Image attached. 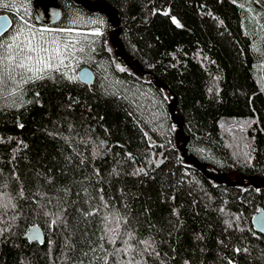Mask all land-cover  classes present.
<instances>
[{
  "label": "trees",
  "instance_id": "obj_1",
  "mask_svg": "<svg viewBox=\"0 0 264 264\" xmlns=\"http://www.w3.org/2000/svg\"><path fill=\"white\" fill-rule=\"evenodd\" d=\"M36 2L61 20L39 22ZM14 3L5 38L19 15L104 24L69 72L89 66L91 86L54 75L24 85L23 103L0 98V193L15 205L0 208V264H76L99 235L90 205L127 220L142 264H264V0ZM35 225L43 245L26 238Z\"/></svg>",
  "mask_w": 264,
  "mask_h": 264
},
{
  "label": "snow or ice",
  "instance_id": "obj_2",
  "mask_svg": "<svg viewBox=\"0 0 264 264\" xmlns=\"http://www.w3.org/2000/svg\"><path fill=\"white\" fill-rule=\"evenodd\" d=\"M0 8H13L17 13L20 12V8L16 6L14 0H0ZM18 20L19 24L15 26L14 31L6 38L4 33L8 31L7 27L0 28V98L18 97L23 103L24 85L35 83L38 80L51 79L54 75H59L61 78L72 82L87 78V72L82 76L69 74V72L73 69V62L79 64L81 56L86 53V49L91 48V44L95 43L89 37L103 35L101 27L104 21L102 18L89 19L85 27L87 25H98V27L88 31H82L76 26L81 23L79 16L72 21L73 27L55 30L47 28L37 29L30 23V18H26L25 15H19ZM173 22L179 24L175 18H173ZM7 23L10 22L6 21ZM260 27L264 29V25H260ZM45 33L54 34L45 35ZM120 70L124 71L123 68ZM245 155L247 156V153ZM246 163H250V157L246 160ZM143 171L144 169L142 168L137 170V172ZM5 195L6 193H0V208H3L6 214L8 208H14L15 205L3 203ZM19 195L23 197V192L21 191ZM100 200L103 201V197H100ZM50 203L51 201L49 200ZM221 211L223 210L221 209ZM44 214L54 217L50 220V227L57 226L58 222H62V217L58 212L45 211ZM83 215L85 217H98L99 235L94 233L95 246L90 245L89 250L82 253L76 264H86L84 258H87V264H109V261L112 264H142L141 261L135 260L134 256H129V253H136L137 255H143V253L137 252L130 244L134 236L126 230L121 231L122 225L127 223L126 219L122 220L118 215L110 213L102 214L100 207L92 205L89 206V209ZM235 219L238 221L239 217L237 216ZM0 222H3L2 218H0ZM255 222L261 223L264 220L257 219ZM225 223L229 227L232 226L230 221H225ZM6 230L0 228V235ZM240 230L242 231L243 229ZM33 239H39V234L35 233ZM118 240L121 244L120 247H116ZM105 243L111 246V250L105 247ZM139 243L146 245L145 251L147 247H150L147 241H140ZM234 251L239 253L242 250L236 248ZM243 251L247 252L248 249L245 248ZM229 264H232V262L229 261Z\"/></svg>",
  "mask_w": 264,
  "mask_h": 264
},
{
  "label": "water",
  "instance_id": "obj_3",
  "mask_svg": "<svg viewBox=\"0 0 264 264\" xmlns=\"http://www.w3.org/2000/svg\"><path fill=\"white\" fill-rule=\"evenodd\" d=\"M37 5V2L35 3V6ZM36 14L39 22L41 23H47L50 25L57 24L61 18H62V10L59 7L51 6L48 8V16L45 14L44 8L39 5L36 7ZM10 22V23H7ZM7 27L8 31L4 33H8L11 28L13 27V19L8 13H0V28ZM85 72L88 73V76L84 80H80L82 83L91 86L96 79V74L93 69H91L89 66H83L78 71V76H82ZM257 219L264 220V209H260L259 212L254 216L253 218V225L257 232L264 234V222L256 223L255 221ZM35 233L39 234V239H33V235ZM26 238L30 242H37L40 245H43L45 242V233L41 227L38 225L32 226L29 231L26 233Z\"/></svg>",
  "mask_w": 264,
  "mask_h": 264
},
{
  "label": "rangeland",
  "instance_id": "obj_4",
  "mask_svg": "<svg viewBox=\"0 0 264 264\" xmlns=\"http://www.w3.org/2000/svg\"><path fill=\"white\" fill-rule=\"evenodd\" d=\"M41 28H47V29H53V30H55V28H50V27H46V26H44V27H40V29H41ZM61 35H63V34H61ZM75 65H76V63L73 62V68L75 67ZM236 149H237V151L241 154V155H240V158L243 159V155L245 154V153H244V149H243V147H241V146H236Z\"/></svg>",
  "mask_w": 264,
  "mask_h": 264
},
{
  "label": "bare ground",
  "instance_id": "obj_5",
  "mask_svg": "<svg viewBox=\"0 0 264 264\" xmlns=\"http://www.w3.org/2000/svg\"><path fill=\"white\" fill-rule=\"evenodd\" d=\"M37 6H39V5L37 4L36 7H37ZM44 11H45V14L47 15V14H48V10H45V9H44ZM47 16H48V15H47Z\"/></svg>",
  "mask_w": 264,
  "mask_h": 264
}]
</instances>
